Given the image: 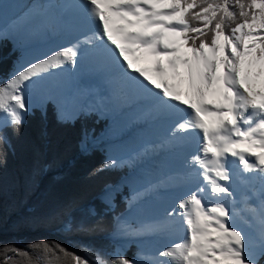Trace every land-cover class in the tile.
Returning a JSON list of instances; mask_svg holds the SVG:
<instances>
[{
  "label": "snow or ice",
  "instance_id": "obj_1",
  "mask_svg": "<svg viewBox=\"0 0 264 264\" xmlns=\"http://www.w3.org/2000/svg\"><path fill=\"white\" fill-rule=\"evenodd\" d=\"M68 7L83 12L70 45L23 66L0 84V161L11 148L7 130L19 135L34 107L46 115L43 101L33 104L32 89L66 66L76 69L82 51L92 54L114 68L115 84L127 83L143 92L156 118L167 124L166 144L194 145L185 158L186 172L174 183L181 189L192 186L173 194L161 220L139 227L122 223L120 235L184 236L151 255L141 252L138 259L119 250L111 260L90 248L82 255L48 240L23 247L8 244L0 246V264H260L264 0H83ZM145 62L150 69L138 66ZM81 114L87 113L57 107L61 123ZM116 164L110 159L103 167ZM252 173L258 175H244ZM237 180L261 183L260 203L252 208L260 225L258 240L234 226L229 198ZM105 203L111 206L110 196ZM72 227L69 222L65 230ZM76 230L102 231L103 224L82 221Z\"/></svg>",
  "mask_w": 264,
  "mask_h": 264
},
{
  "label": "trees",
  "instance_id": "obj_2",
  "mask_svg": "<svg viewBox=\"0 0 264 264\" xmlns=\"http://www.w3.org/2000/svg\"><path fill=\"white\" fill-rule=\"evenodd\" d=\"M16 57L10 39L0 40V84L13 71ZM45 104L46 115L41 108H33L19 135L7 130L11 148L5 149L6 156L0 161V246L56 241L82 255L90 248L111 260L109 235L114 218L125 211L129 191L126 188L116 195L112 211L98 196L107 186L115 185L124 172L103 167L102 151L83 154L80 150L83 136H97L106 120L89 114L61 123L55 107ZM82 221L89 225L100 222L103 230L77 231ZM69 222L73 227L65 230ZM136 253V247L130 246L124 255L133 259ZM260 264H264V257Z\"/></svg>",
  "mask_w": 264,
  "mask_h": 264
},
{
  "label": "rangeland",
  "instance_id": "obj_3",
  "mask_svg": "<svg viewBox=\"0 0 264 264\" xmlns=\"http://www.w3.org/2000/svg\"><path fill=\"white\" fill-rule=\"evenodd\" d=\"M15 2L16 0H0V15L6 10L11 9ZM58 2L59 0H54V6H56ZM80 11L82 10L78 9L76 14L70 15V18L64 22L65 25L62 26L63 31L60 36L57 33L55 39L51 40V45L56 50L63 46H69V43L75 39V27L78 25L76 16ZM30 12L31 14L34 13L33 17L27 23H22V25L13 24L18 20V17L11 18L10 16L8 18L9 20L0 19V40L10 38L17 51V57L12 64L13 71L9 74L7 79L11 78L15 69V64L25 55V53L30 55V52L35 46H42L43 44L38 40H34L29 46L25 41L24 36L26 33H30L29 36L34 38L31 33H33L34 28L44 20L46 14V11L43 10L41 5ZM49 34L50 29L48 28L44 33V38L49 37ZM86 54L89 55V53ZM79 70H81L84 83L79 86L82 90V96L80 102L76 105H73L70 100H63V103L60 101L57 103L54 99L46 100L45 98L49 96L53 98V96L46 91L37 97L32 96L33 104L38 105L42 101L44 103L48 102L55 107L56 111L57 107L60 104H63L70 112L77 111L80 113H87L79 115L80 117L88 116L89 114L95 115L98 119L104 117L103 119L106 120L105 127L101 128L95 137L83 136L80 150L83 154H87L90 150L102 151L105 156V162L110 159L116 160L117 164L113 167L122 170L124 174L115 185L107 186L104 189V192L98 196L99 200L104 206L112 211L114 209L113 201L116 195L121 193L123 189L127 188L129 194L125 200V214L132 213L133 208L141 209L147 205L145 207L147 212L146 219H143L140 222H131L130 224L132 227H139L142 224L161 220L164 216V210L168 206H166V204L163 206L160 199L169 200L170 197H164V195L170 193L173 194L172 182L170 180L173 179L171 178L172 174H168L163 168H165L166 162L182 159L181 156H175V154H178L179 152L184 153V148L170 146L165 143L167 136L163 134V129L160 127L161 120L156 118L154 113H152L153 118L148 121L142 118L138 120V117L135 116V111L138 109H144L139 103L134 101V99L126 96L125 91L127 93L130 92L131 87L125 88V84L122 88L123 90L120 91L116 84L113 86L111 85V75L114 74L113 71L108 70L104 75L99 77L97 74L88 76L86 68H83L82 65L81 67L79 66ZM128 113H131L135 117L131 122L132 124H123V126L117 125V122L123 119ZM153 133L160 134V136L157 138L152 135ZM85 145L86 150H83V146ZM111 147L115 148L117 152H114L110 156L108 154L110 153ZM152 174H154L153 177ZM129 181L130 183L141 181L143 186L136 188L135 185V187L129 188L127 186ZM238 181L239 180L235 182ZM242 185V183H239L238 189H240V191H245L246 193L241 198L235 195H233L232 198H229V207L233 214V223L235 227L242 230L244 233L251 234L258 240L260 225L258 219L255 218L254 213L252 212V208L254 205H259V202L256 197H254V192L249 191L248 193L245 190V185ZM235 190L236 189H232L233 194H235ZM137 193H139V196L136 195ZM109 195H112L111 206L106 204L102 199ZM92 212L93 211L90 210L91 215ZM124 213H122L123 215L120 214V216L118 215L114 218L113 230L109 235L111 240L110 243L113 246V256L116 254L117 250L124 255L130 246H134L137 249V253L133 259H138L139 253L141 252L136 244L139 241H142L147 248L145 255L153 254L157 248L170 246V241L173 239V235L170 236L165 233L142 235L140 236L141 238H139V236H128L129 241L127 242L125 238L118 237V234L117 236L114 235L116 225H118L123 217H125ZM123 242H126L127 245H124Z\"/></svg>",
  "mask_w": 264,
  "mask_h": 264
},
{
  "label": "bare ground",
  "instance_id": "obj_4",
  "mask_svg": "<svg viewBox=\"0 0 264 264\" xmlns=\"http://www.w3.org/2000/svg\"><path fill=\"white\" fill-rule=\"evenodd\" d=\"M82 3H83V0H59L58 4H56V6H54L55 5L54 0H16V2L14 3V6L11 9L6 10L4 13H2V15H0V19H2V20H4V19L9 20L8 18L10 16H11V18L18 17V20L16 19L17 21L14 22L13 24H19V25L21 24L22 25V23H27L29 20H31L34 13L31 14L30 11L34 10L36 7L38 8L41 5L43 7V10L46 11L44 20H42L41 23H39V25H37V27L34 28L33 33H31V35L34 38H31V36H29L30 33L29 34L26 33L24 36L25 41H26V43L29 44V46L31 45V43L34 40L40 41L41 44L43 43L42 46L41 45L37 46V47L35 46V48H33L32 51L30 52V55L25 53V55L23 57H21L20 60L15 64V69H14L13 74L16 73L23 66H26L29 63L36 61L37 59L43 58L47 54L56 50L51 45V40L55 39V37L57 36V33L60 36V34L63 31L62 26L65 25L64 22L70 18V15H74L78 11L77 8L68 7V6L69 5H78V4H82ZM82 16H83V12L80 11V13L76 16L77 20H78V24L81 21ZM48 28L50 29L49 37L44 38L45 37L44 33L46 32V29H48ZM77 34L78 33L75 31L74 36L76 37ZM37 35H39V36H37ZM48 42H50V43H48ZM70 43H69V45H70ZM109 46L111 47V45H109ZM83 54H84V56H83ZM82 56H83L82 61L78 60V67L76 69H71L70 67L66 66V70H59L58 75L53 76L52 78L44 81L38 87L32 89V92H31L32 96L37 97L38 95H41V93L46 91V92L50 93L53 96V99L57 102L60 101L63 103V100H70L73 105H76L78 102H80V98L82 96V90L79 88V86L82 83H84V81L82 79L81 70H79V66L81 67V65L83 68L84 67L86 68V72H87L88 76H93L94 74H97L99 77H101L102 75H104L106 73V71H108V70L113 71L114 74L111 75V80H112L111 85L113 86L115 84L113 82V78L116 76V72H115L114 68L107 61H105L99 57H96L92 54L87 55L86 53H83V51H82ZM138 66L146 68V69L151 68V64L146 63V62L141 63ZM125 84H126L125 88L131 87L130 92H128V93L124 90L126 96L131 97V99H134V101L139 103L140 106L144 109V110L138 109L135 111L136 112L135 116L138 117V120H140L142 118V119H144V120L146 119L148 121L149 119L153 118V115H152L153 112L151 111L150 104L146 99H144V94L141 90H139L135 87H132L127 83H123L119 86L116 84V86L119 88L120 91H122L123 90L122 88ZM119 90H118V92H119ZM134 118L135 117L131 113H128L123 117V119H121L120 121L117 122V125L123 126V124H129L134 120ZM160 127H162V129H163V134L168 136L167 124L164 123L163 121H161ZM152 135H154L157 138H158V136H160V134H156V133H153ZM193 149H194V145L192 147H184V153L179 152L178 154H175V156H178V155L181 156L182 159H179L176 161H171V162H166L165 168L162 167L168 174H172L171 178H173V179H170V180L172 182L171 185L173 188V194L179 193L182 190H186V187L192 186V185H188L184 189H181V188L175 187L174 183L176 181H178L180 179V177L183 176L184 173L186 172L185 158L189 155V153ZM114 152H117V151L115 150V148L111 147L110 153L108 155L111 156ZM244 175H245V177H247V176L257 175V174L252 173V174H244ZM153 176H154V174H152V177ZM150 179H152V178H150ZM126 181H128V180H126ZM134 182L135 183H130V181H129L127 183V186L129 188L135 187V185H136V188H140L143 186L141 184V181H134ZM200 182L202 183V181H200ZM239 183H242V182L238 181V182L232 183V189H236L235 190L236 192L233 195L241 198L246 192L240 191V189H238ZM242 184L245 185L244 186L245 190L248 193H249V191L256 193V195H254V197H256L257 201L260 203L258 194H259V191L261 189V183L259 181H252L249 183H242ZM164 187H165V185H164ZM173 194L170 193V194L164 195V197L168 196V197L172 198ZM109 196H110V198H112V195H109ZM109 196L102 198L103 201L105 202L106 198H109ZM170 198H169V200L161 198L160 202L163 203V206H164V204H166V206H168L169 202L171 200ZM145 207L141 208V209L140 208H137V209L133 208L132 213H127V214L124 213L125 217H123L121 222L118 225H116L114 235L117 236V234H118V237L125 238L126 242L129 241L128 236L120 235V233L118 231V226L121 225L122 223H125V222L128 225H131L130 224L131 222H138V221L140 222L141 220L146 219L147 212H146ZM183 236H184L183 233L178 234V235H173V239L171 241L169 240L170 245L172 243H175L178 239H182ZM139 238H141V237L139 236ZM126 242H123V244L127 245ZM136 246L140 250V252H143L144 254L146 253L147 248L142 243V241L137 242Z\"/></svg>",
  "mask_w": 264,
  "mask_h": 264
}]
</instances>
